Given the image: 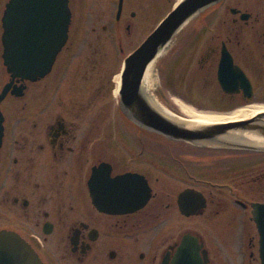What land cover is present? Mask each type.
Wrapping results in <instances>:
<instances>
[{"label": "flooded vegetation", "instance_id": "1", "mask_svg": "<svg viewBox=\"0 0 264 264\" xmlns=\"http://www.w3.org/2000/svg\"><path fill=\"white\" fill-rule=\"evenodd\" d=\"M10 1L0 0V231L40 264H261L252 204L264 199L244 195L264 182V148L171 140L120 106L124 60L152 31L145 21L177 0H68L64 44L28 79L3 61ZM189 22L191 45L170 59L183 93L167 71L156 90L167 106L156 100L178 116L174 98L209 113L264 106V0H220ZM126 174L135 179H116Z\"/></svg>", "mask_w": 264, "mask_h": 264}, {"label": "water", "instance_id": "2", "mask_svg": "<svg viewBox=\"0 0 264 264\" xmlns=\"http://www.w3.org/2000/svg\"><path fill=\"white\" fill-rule=\"evenodd\" d=\"M220 0H180L158 23L154 30L125 60L119 87L122 110L137 125L165 138L195 145H222L263 147L264 144L242 143L226 139L231 132H251L264 138V112L246 119L188 126L157 110L140 88L145 69L157 53L172 39L181 27L209 5ZM31 17V18H30ZM70 22L68 0H11L3 22V61L11 76L28 79L43 74L64 44ZM8 86L0 93V102ZM261 118V120H258ZM259 122V123H255ZM2 114L0 111V139ZM134 175L118 176V180L135 179ZM92 186V178L90 180ZM144 190L132 209L148 199ZM182 212H191L185 202L188 193L180 194ZM138 197L131 192L134 202ZM201 204L197 205L198 208ZM253 220L260 235V257L264 264V203L252 204ZM0 264H40L36 252L17 233L0 231Z\"/></svg>", "mask_w": 264, "mask_h": 264}, {"label": "rangeland", "instance_id": "3", "mask_svg": "<svg viewBox=\"0 0 264 264\" xmlns=\"http://www.w3.org/2000/svg\"><path fill=\"white\" fill-rule=\"evenodd\" d=\"M171 6L172 5L170 2H165L164 5H162L156 12H154L145 21L143 33H148L149 31L153 30L154 27L159 23V21L166 15V13L169 11ZM80 26H81L80 29H84V30L86 29L87 31L90 30V27H89L90 25H87L86 23ZM194 31L195 29L193 28L192 22L185 24L183 28L175 34V36L169 43L166 50L162 53V55L159 56L156 60L155 71H154L155 81H154V84L150 86L149 89H147L146 93L149 97L151 96V97L158 98V100L164 106H167V103H165L163 100H161L157 96L156 90H158L161 87L159 83H161L162 85V78L164 77L165 73L167 74V71H169L168 74H169L170 83L168 82L169 84L168 87H170V90L172 91L179 90V92L183 93L181 89L179 88L174 89V87L172 86L173 83L171 81L173 78L172 76H174L173 73L174 71H176L175 74H178L179 73L178 68H181V67H179L177 63H175V65H172L173 62L170 61V59H172L173 56H177L179 55V53L181 54V52L188 50L187 48L191 45L192 40H193ZM162 88L164 87L162 86ZM169 102L171 105L176 107V105L172 101H169ZM247 188H248V191L245 193L244 195L245 197H249L253 200L264 199V182L256 186L253 183H250L249 186H247Z\"/></svg>", "mask_w": 264, "mask_h": 264}, {"label": "bare ground", "instance_id": "4", "mask_svg": "<svg viewBox=\"0 0 264 264\" xmlns=\"http://www.w3.org/2000/svg\"><path fill=\"white\" fill-rule=\"evenodd\" d=\"M168 45V44H167ZM166 45L165 48L160 50L156 57L149 62L146 67L144 79H143V90L147 91L150 86L154 84L155 81V63L159 56L166 50L168 47ZM153 105L163 114L166 116L180 121L188 126L197 125V124H208V123H218L222 121H235L241 118H246L254 115L259 111V109L264 108V106H253V107H241L229 113H209V112H202L196 111L195 109L185 105L178 99L174 98V102L178 109L181 111L182 115L178 116L172 113L171 111L164 108L160 103L156 101L153 97L151 98ZM227 140L235 141V142H242V143H253V144H264V138L258 137L254 133L251 132H231L226 136Z\"/></svg>", "mask_w": 264, "mask_h": 264}, {"label": "snow or ice", "instance_id": "5", "mask_svg": "<svg viewBox=\"0 0 264 264\" xmlns=\"http://www.w3.org/2000/svg\"><path fill=\"white\" fill-rule=\"evenodd\" d=\"M181 264H186V261L184 259H181Z\"/></svg>", "mask_w": 264, "mask_h": 264}]
</instances>
